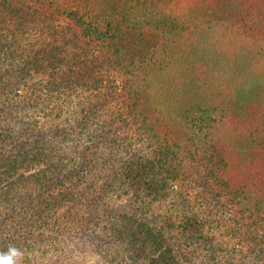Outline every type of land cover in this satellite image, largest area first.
Listing matches in <instances>:
<instances>
[{
    "label": "trees",
    "instance_id": "obj_1",
    "mask_svg": "<svg viewBox=\"0 0 264 264\" xmlns=\"http://www.w3.org/2000/svg\"><path fill=\"white\" fill-rule=\"evenodd\" d=\"M211 2L0 0V255L54 262L75 238L98 264L226 263L219 211L247 197L226 188L224 127L264 42L209 44L242 1Z\"/></svg>",
    "mask_w": 264,
    "mask_h": 264
},
{
    "label": "rangeland",
    "instance_id": "obj_2",
    "mask_svg": "<svg viewBox=\"0 0 264 264\" xmlns=\"http://www.w3.org/2000/svg\"><path fill=\"white\" fill-rule=\"evenodd\" d=\"M180 1L182 5H189L192 2L197 7L199 4H212L211 0ZM241 1L239 7L241 13L234 15L226 29L221 28L214 33V37L212 35L210 41L208 40L211 45L217 41L216 47L228 54L244 47L255 51L263 49L264 27H260L264 26V0ZM259 52L263 56L254 70L259 76V84L246 86L244 95L247 104L244 111L232 118L229 126L224 127L227 134L224 138V145L227 148L223 152L226 159V188L232 196L237 192L242 195L241 197H247L240 205L235 207L230 205L219 211V216L228 223L226 230L219 232L222 233V237L216 238L230 242V249L223 259L225 264H264V49ZM250 96L253 98L248 99ZM254 132L261 133L262 137L252 143ZM121 204L125 205L123 202ZM235 219L238 223L237 231L233 229L237 225L232 227V221ZM254 223L257 225L256 228ZM246 224L252 228L248 229ZM97 250L98 247L86 240L68 238L63 240L58 251L47 248L40 260L49 256L54 262L48 259L41 263L98 264L100 258L96 254ZM20 252L23 256L18 255L15 264H24L19 262L24 259L33 261L38 256L36 249ZM208 264L213 263L210 261Z\"/></svg>",
    "mask_w": 264,
    "mask_h": 264
},
{
    "label": "clouds",
    "instance_id": "obj_3",
    "mask_svg": "<svg viewBox=\"0 0 264 264\" xmlns=\"http://www.w3.org/2000/svg\"><path fill=\"white\" fill-rule=\"evenodd\" d=\"M18 254L21 257L23 256V254L17 248L10 246L7 250V254L0 255V264H15Z\"/></svg>",
    "mask_w": 264,
    "mask_h": 264
}]
</instances>
